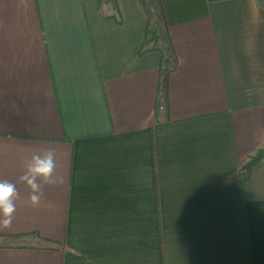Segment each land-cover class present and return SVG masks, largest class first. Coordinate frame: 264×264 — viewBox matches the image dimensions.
<instances>
[{
  "label": "crops",
  "instance_id": "0c3cea01",
  "mask_svg": "<svg viewBox=\"0 0 264 264\" xmlns=\"http://www.w3.org/2000/svg\"><path fill=\"white\" fill-rule=\"evenodd\" d=\"M260 152L264 0H0V264H264Z\"/></svg>",
  "mask_w": 264,
  "mask_h": 264
},
{
  "label": "clouds",
  "instance_id": "9594fccd",
  "mask_svg": "<svg viewBox=\"0 0 264 264\" xmlns=\"http://www.w3.org/2000/svg\"><path fill=\"white\" fill-rule=\"evenodd\" d=\"M56 169L57 150L53 147L35 150L22 159V174L18 177V182L29 190L27 203L30 206H40L45 186H58L63 183V176L58 175ZM21 199L15 183L0 180V231L12 227L16 202Z\"/></svg>",
  "mask_w": 264,
  "mask_h": 264
},
{
  "label": "trees",
  "instance_id": "16d2710c",
  "mask_svg": "<svg viewBox=\"0 0 264 264\" xmlns=\"http://www.w3.org/2000/svg\"><path fill=\"white\" fill-rule=\"evenodd\" d=\"M264 158V152H260L256 157L252 158L250 162L246 165L243 172L244 176L249 177L251 168L261 159Z\"/></svg>",
  "mask_w": 264,
  "mask_h": 264
}]
</instances>
